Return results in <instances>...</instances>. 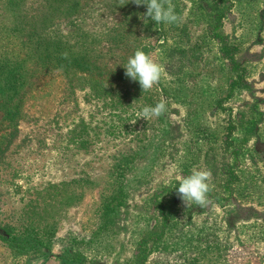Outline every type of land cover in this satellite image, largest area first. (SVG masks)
<instances>
[{"label": "rangeland", "instance_id": "374dc122", "mask_svg": "<svg viewBox=\"0 0 264 264\" xmlns=\"http://www.w3.org/2000/svg\"><path fill=\"white\" fill-rule=\"evenodd\" d=\"M171 4L0 0V264H264V0ZM194 168L205 207L177 196Z\"/></svg>", "mask_w": 264, "mask_h": 264}, {"label": "clouds", "instance_id": "9594fccd", "mask_svg": "<svg viewBox=\"0 0 264 264\" xmlns=\"http://www.w3.org/2000/svg\"><path fill=\"white\" fill-rule=\"evenodd\" d=\"M137 6L145 5L146 12L143 19L149 18L156 24H174L179 22L180 17L176 14L171 0H131ZM65 58L67 54H63ZM125 68V76L131 81H138L142 92L150 91L154 86H158L162 78V66L155 62L150 55L143 50H136L128 58ZM166 111V104L163 101L154 106H144L140 111L139 118L150 120L158 118ZM133 124L136 121H132ZM211 172L205 169H193L190 175L180 179L176 189L178 198L185 206L196 204L205 207L209 204L208 193L210 191L209 181Z\"/></svg>", "mask_w": 264, "mask_h": 264}, {"label": "trees", "instance_id": "16d2710c", "mask_svg": "<svg viewBox=\"0 0 264 264\" xmlns=\"http://www.w3.org/2000/svg\"><path fill=\"white\" fill-rule=\"evenodd\" d=\"M126 60V58H125ZM116 205V204H115ZM109 206H114L111 205V199L110 197H107L105 200H104V203H103V210H105L106 208H108ZM34 245H31V248L35 251L39 250L41 247H44L40 242H34L33 243Z\"/></svg>", "mask_w": 264, "mask_h": 264}]
</instances>
